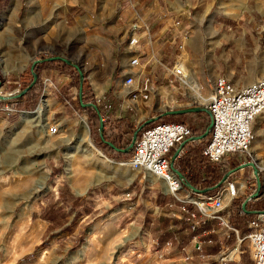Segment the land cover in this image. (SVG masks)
<instances>
[{"label":"crops","instance_id":"0c3cea01","mask_svg":"<svg viewBox=\"0 0 264 264\" xmlns=\"http://www.w3.org/2000/svg\"><path fill=\"white\" fill-rule=\"evenodd\" d=\"M52 7V0H0V33L9 28L13 34H0V57L16 65L9 71H19L15 76L8 75L0 64V94L15 95L30 82L29 67L28 71L23 70L27 60L59 56L72 61L83 72L96 104L103 97L112 103L108 112L99 107L100 114L105 115L104 122L127 115L129 126L136 128L138 120L132 118L127 100L118 97L129 33L138 39L134 47L140 60L137 70L149 78L153 89L147 99L140 102L148 111L156 112V116L169 109L202 106L217 77L231 81L236 87L264 77V63H260L264 59V0H56L54 8L60 16L55 24L57 31L62 35L71 24L75 32L69 42H65L66 47L69 45L66 55L46 51L53 37ZM18 42L24 45V50L19 49ZM79 42L81 48L72 50L71 44ZM35 47L37 50L33 51ZM5 50H8L6 54L1 53ZM11 56L12 60L9 59ZM49 60L55 61L47 62ZM49 60L44 59L34 66L41 81L38 97L30 100L11 98L16 100L19 110L28 105L24 110L34 107L35 111L40 105L37 111L42 115L37 111L31 113L38 126L58 118L69 119L73 108H78L77 94L75 100L70 96L72 89L77 93L75 80L63 71L61 59ZM1 61L6 65L4 59ZM157 61L166 67L181 65L186 72L192 71L194 75L187 78V82L197 84V93L191 91L192 97L201 103L187 96V90L157 65ZM115 69L117 78L111 89L109 76ZM95 74H101L100 81L93 80ZM45 78L52 86L41 97ZM134 86L139 88L141 81L136 80ZM184 114L187 113L177 114V117ZM0 117L22 124V127L26 124L18 113L3 116L0 111ZM83 123L84 120L80 122V137L73 152H84L90 159L98 160L99 172L106 171L108 175L104 177L101 173L98 176L94 169L93 179L89 182L81 179L82 170H78L73 184L53 172L60 158L58 154L56 158L43 155V165L48 167L54 180L29 207L27 221L31 238L36 241L42 238L53 254L61 246L58 258L65 259L64 264H252L247 255H242L243 251L231 260L218 261L213 256L223 248H239L249 233L248 221L264 210V111L252 123L253 140L247 152L209 163L200 154L205 145L201 143L207 141V136L200 140L188 137L172 161V168L182 176L183 186L188 183L198 187L197 192L191 191L193 196L211 194L213 191L204 192L206 188L203 187L216 184L221 175L217 187H222L224 181L242 182L243 188L238 189L237 198L231 201L223 198L224 205L228 209L231 206L232 212L229 215L227 209L220 212L236 233L224 228L220 221L203 216L192 204L165 194L159 183L155 185L146 180L143 173L139 177L140 172L131 169L124 160L115 161L104 155L102 150H109L100 142L94 126L90 136H94L93 143L100 151L93 144H87ZM104 128L108 134L107 124ZM197 134L192 131L191 136ZM123 136L130 139L131 135ZM178 146L170 151L169 157ZM49 151L45 150L43 154ZM253 168L257 169L260 181L259 196L246 202L249 212L245 218L241 215L242 220H237L238 205L256 187ZM189 211L195 213L193 229L187 218ZM238 239H242L239 244ZM196 241L200 245L199 253L193 249ZM55 262L56 258H53L50 264Z\"/></svg>","mask_w":264,"mask_h":264},{"label":"built area","instance_id":"2783aa9c","mask_svg":"<svg viewBox=\"0 0 264 264\" xmlns=\"http://www.w3.org/2000/svg\"><path fill=\"white\" fill-rule=\"evenodd\" d=\"M137 43V37L133 33H129L125 41L127 60L120 71L119 81L118 97L129 100L132 105H135L134 103L137 101L147 99L153 91L149 78L144 77L143 73L137 70L140 66L139 55L134 49ZM156 63L169 75L174 76L179 83L185 84V73L179 66L166 67L159 61ZM136 80L141 81L139 88L134 86ZM51 86L49 79L45 78L42 81L41 97ZM97 105L108 112L111 102L103 97L97 100ZM203 106L208 112L211 127L207 141L200 150L201 156L209 163H217L225 156L247 152L253 140L252 123L264 111V77L242 87H236L231 81L217 77ZM0 111L4 114L21 112L15 105L2 100H0ZM104 117V114L100 115L99 120L103 121ZM58 128V123H49L47 131L53 135L57 133ZM191 133L190 127L185 123H156L142 130L136 136L131 155L123 162L133 170L150 174L160 185L163 182L165 186L162 191L165 194L171 195L180 202L193 204L203 216L220 221L224 228L236 233V229L228 224L227 217L221 215L220 212L227 209V215L230 214L228 206L224 205L223 198L227 197L228 201L237 198L238 189L243 188L242 182L224 181V185L219 186L211 195L197 194L193 196L191 190L183 186L182 179L169 165L170 151L190 137ZM181 192L184 193L183 197L180 196ZM195 199L200 200L203 205L195 203ZM187 215L192 221L190 228L193 229L195 213L189 211ZM247 227L249 233L245 238L249 258L252 264H264V213L249 220ZM241 241L242 239H238L237 244ZM193 249L199 252L200 245L197 241L194 242ZM238 253H240L239 248L234 246L229 250L222 251L217 259L218 261L231 260Z\"/></svg>","mask_w":264,"mask_h":264},{"label":"rangeland","instance_id":"374dc122","mask_svg":"<svg viewBox=\"0 0 264 264\" xmlns=\"http://www.w3.org/2000/svg\"><path fill=\"white\" fill-rule=\"evenodd\" d=\"M52 2L53 37L46 51L51 54L66 55L67 51L69 52V45L66 47L65 42L67 40V42H69V38L74 36L75 32L74 29L70 27L71 24H68V27H66L64 33L60 35V32L56 29L57 26H55L56 21L59 20L60 16L58 15L57 9L54 8V3H56V0H52ZM3 33H7L10 36L13 35L11 29L9 28H6L0 34ZM59 41H61L64 45H61ZM81 44L82 43L80 42L71 44L72 50H79L81 48ZM18 47L21 51L24 50V45H22V43L18 42ZM178 48H180V46ZM33 49V51H36L37 47ZM7 52L8 50H5L1 53L6 54ZM28 53L31 54L30 50ZM26 55L28 54L26 53ZM1 59L6 61V65L3 64ZM9 59L12 60L13 56L9 57ZM30 61L31 60L26 61V63L23 65V70L28 71ZM124 62H122V65ZM180 62L181 60L179 63ZM262 62L264 63V59H261L260 63L262 64ZM0 64L4 72L8 71V75L15 76L19 73V71H9L16 67V65L13 63L9 64L6 58L0 57ZM182 71L186 73L187 78H191L192 75H194L192 71L186 72L183 68ZM88 75H90V73H88ZM95 75L97 78L94 77L93 80L95 81V79H97L100 81L99 78L101 77H99V75L101 74ZM116 78L117 74L115 69L109 76V86L111 89H114V81ZM186 81L187 80L185 79V84ZM185 84L181 85L183 89L185 88L184 90H187L186 95L193 98L190 88ZM76 94V89H72L70 96H72L74 99ZM194 100H196L197 103H201V101L197 99ZM127 102L131 108L130 112L132 118L134 120H138V124L144 120L156 116L157 114L153 110L148 111V108H146L140 101L135 102V105H132L129 100H127ZM39 106L40 105H38L35 111L38 110ZM33 110L34 107L30 110L20 109L21 112L18 114L23 119V122L26 123L23 127L22 124L12 122L11 120H2L0 117V264H50L53 258H56V262L53 264H64L65 262V259L61 260L58 258L59 249L61 246L57 248L56 254H53L48 250V248H46L48 244L44 245V240H42V238H40V241H36L29 235V225L27 221L29 207L38 194L50 188V181L52 179L54 180V176L51 175L48 167L46 166V169V167L43 165V155L56 158V155L58 154L60 158L58 161H56V168L53 170V172L57 173L58 178L73 184L77 180L78 170H82L81 173L83 174V178L81 179H88L89 182H91L93 179L94 169L98 176H101V173L104 177H107L108 175L106 171L99 172V168L97 167L99 163L98 160L90 159L88 156H86L87 153L84 152H73L76 150L73 148V146L80 137V122L83 120L87 126V134L90 143L93 144L96 149L99 148L96 147L95 143H93L92 139L94 136H90L91 129H89V125H91L93 119L92 110L90 111L88 109L82 110L80 108H73V111L70 112L71 114H69V119L61 120L58 118L54 119L53 121H46V124L44 122V127L46 128H48L49 123H58V131L53 135L45 133L43 131L44 127L38 126V121L34 122V120H32L34 117L33 115H30L29 117L22 116V112L33 113L35 112ZM4 115L9 116L10 114L3 113V116ZM49 115L50 113L48 112V117ZM179 118L183 121V123L190 127L191 131H196L198 134H201L208 124V116L205 112L187 113ZM31 128L32 131L29 132ZM68 139L70 140L68 141ZM35 149L36 151L32 152V150ZM49 149L51 151L43 154V151H47ZM70 154L72 155L70 156ZM248 161L252 162L251 160ZM41 167H45L46 171H42ZM132 173H135V171H132ZM140 174L141 172L137 175L140 177ZM145 175L146 180L158 185V181H156L154 177L150 178L148 174ZM195 201H197V199H195ZM229 207L231 208H229L231 213L232 207ZM187 218L190 223H192L188 215ZM235 218L237 219V217ZM35 242H37L36 245H34ZM239 245L240 253H238V256L241 255L243 251L242 255L244 257L247 255L249 258L247 241L244 240ZM233 247L234 246L221 249L218 254L213 256L214 259H217V256L222 251L224 252L227 249L229 250Z\"/></svg>","mask_w":264,"mask_h":264},{"label":"trees","instance_id":"16d2710c","mask_svg":"<svg viewBox=\"0 0 264 264\" xmlns=\"http://www.w3.org/2000/svg\"><path fill=\"white\" fill-rule=\"evenodd\" d=\"M52 61H55V60H49L47 62H52ZM61 64H62L63 67H65V69L63 71L73 77V79L75 80V84L78 87V71L76 69H74L73 66H71L69 64H66L63 61H61ZM34 72L36 74L35 81L31 84V86L24 93H22L19 96L18 99L25 98V100H28V99L30 100V99H36L38 97L39 92H40V88H41V81H40V79L38 77L37 67H34ZM30 80H31V77H30L29 81ZM25 86L26 85H23L21 87L20 91L23 90L25 88ZM89 91H90L89 86L87 85V82L85 81L84 76H83L82 81H81V101H79V99L77 97V99H76L77 100V105H78V108H80L82 110H84V109L85 110H87V109L90 110L89 107H83L81 105L83 103H91L94 106H96V110H93L94 111L93 112V119H92L91 125H89V129H91V127L94 126L96 128V132L98 133L99 117L101 115L100 114V110H99L100 106H98L95 103V101L93 99V95L91 93H89ZM5 102L14 103L15 104L16 100L15 99H9V100H6ZM15 106H16V104H15ZM27 107H28V105H23L22 108L23 109H28ZM177 116L178 115H173V114H164V115L158 116V118L154 122H150V123L144 125L140 129L138 134L142 130H144L146 128H149V127H151L152 125H154L156 123H161V122L183 123V121L181 119H179ZM106 124L109 127V128H107L108 134H106V131H105V128H104V126ZM129 125L130 124L128 122L127 115L124 116L121 119H115V120L109 121V122L102 121V132H101V135H98V136H99L100 142L103 143L104 147L109 150V152L107 150H105V149L102 150L103 154L106 155L108 158H110L112 160H115V161H122V160H126V159H128L130 157L131 150L127 151V152L121 151V149H123L126 146L128 140H129V138H126L123 135H131V133L135 130V128H133V127H131ZM108 142L111 143L113 145V147L110 146L108 144ZM205 143H201V145L203 146ZM96 147H99V146L96 145ZM221 176L217 178L218 180L216 181V184L209 185L207 187H203V188H206L204 190V192L208 191L207 193H210L211 191H213L211 193V194H213L218 188L217 187V183L219 182ZM190 185L193 188L198 189L197 186L192 185V184H190ZM211 194H208V195H211ZM232 204H233V202H232ZM246 204L247 203H245L244 208H242V202L238 205L237 212L235 213V216L237 217L238 220H242L241 215H244V218L247 216V213H248L247 211L249 209H247ZM229 223L230 222L228 220V224Z\"/></svg>","mask_w":264,"mask_h":264},{"label":"water","instance_id":"95a60500","mask_svg":"<svg viewBox=\"0 0 264 264\" xmlns=\"http://www.w3.org/2000/svg\"><path fill=\"white\" fill-rule=\"evenodd\" d=\"M44 59H61L63 62H65L66 64H69L71 66H73L74 68L77 69L78 71V88H77V96H78V99L79 101H81V81H82V78H83V72L79 69V67L74 64L72 61L66 59V58H62V57H59V56H53V57H48V58H36V59H33L30 63V66H29V71H30V75H31V80L30 82L26 85V87L21 90L19 93L15 94V95H12V96H6V95H0V100L2 101H6V100H9L11 98H16V97H19L22 93H24L30 86L31 84L35 81V78H36V74L34 72V66L37 64V63H40L41 61H43ZM83 107H89V108H92L94 110H96V106H94L93 104L91 103H83L81 104ZM188 112H205L208 116V112L205 110V108H203L202 106H199V105H194V106H188V107H183V108H175V109H169V110H165L163 113L161 114H173V115H177V114H183V113H188ZM161 114H158V115H161ZM158 115L157 116H153L147 120H144L142 121L140 124H138V126L135 128V130L131 133V136H130V139H129V142L127 143V145L121 149V151H124V152H127V151H130L132 149V145H133V142L138 134V132L140 131V129L150 123V122H154L157 118H158ZM210 127H211V120L210 118H208V124L205 128V130L201 133V134H197V135H194V136H190L189 138L191 140H200L204 137H206L209 133V130H210ZM101 132H102V121L99 120V124H98V134L101 135ZM108 144L110 146L113 147V145L111 143L108 142ZM182 144L183 142H181L178 146V148L176 149V151L173 152V154L169 157V165L170 167L172 168V161L173 159L176 157L178 151L180 150V148L182 147ZM250 166H253V163L252 162H249L248 163ZM173 169V168H172ZM174 170V169H173ZM174 172L176 173V175L182 179V176L181 174L174 170ZM252 173L256 179V187L255 189L245 198L244 202L242 203V208H244V205L247 201H250L254 198H257L259 196V188H260V181H259V178H258V172H257V169L256 168H253L252 169ZM228 173H226L224 176H223V180L225 179V177L227 176ZM184 186L188 189H190L191 191H195L197 192L196 189H194L190 184L188 183H184ZM249 212V211H248ZM250 213H257L256 211H250ZM259 213L263 214L264 213V210L260 211Z\"/></svg>","mask_w":264,"mask_h":264},{"label":"bare ground","instance_id":"6f19581e","mask_svg":"<svg viewBox=\"0 0 264 264\" xmlns=\"http://www.w3.org/2000/svg\"><path fill=\"white\" fill-rule=\"evenodd\" d=\"M179 67H181V66H179ZM182 70V69H181ZM185 79L186 80H188L187 79V76H186V73H185ZM186 83H187V85H188V87L190 88V90L192 91V92H196V90H197V84L194 82V81H186ZM197 93V92H196ZM195 93V94H196ZM40 111H37V114H40V115H42L41 113H39ZM42 112V111H41ZM43 113V112H42ZM48 114V113H47ZM30 115H33V114H31V113H28V112H22V116L23 117H29ZM46 115V114H45ZM39 116V115H38ZM41 118V117H40ZM42 120V119H41ZM42 124V123H41ZM82 125V131H83V135H84V139H86L87 140V144H89L90 145V141L87 139V126H86V124L85 123H83V124H81ZM43 127L45 126V124L44 125H42ZM43 131L44 132H48L47 131V129H46V127H44V129H43ZM80 142V141H79ZM75 149L77 148V147H74ZM93 149V148H92ZM75 151V150H74ZM87 151V150H86ZM95 151V150H94ZM89 152V151H88ZM96 154V153H95ZM100 154V153H99ZM72 154H70V156H71ZM100 158H101V154H100ZM114 165V164H113ZM41 170L42 171H46V169H45V167H41ZM148 176L150 177V178H152L153 176H151L150 174H148ZM161 185H162V188L164 189V183L163 182H161ZM194 202L195 203H197V204H199V205H203L202 203H201V201L200 200H198L197 199V201H195L194 200Z\"/></svg>","mask_w":264,"mask_h":264}]
</instances>
